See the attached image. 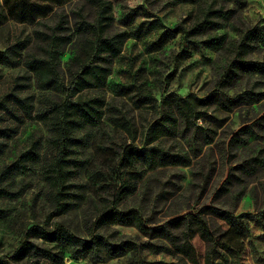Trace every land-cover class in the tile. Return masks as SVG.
Here are the masks:
<instances>
[{"label": "rangeland", "instance_id": "1", "mask_svg": "<svg viewBox=\"0 0 264 264\" xmlns=\"http://www.w3.org/2000/svg\"><path fill=\"white\" fill-rule=\"evenodd\" d=\"M31 1V0H29ZM113 21L110 32L126 31L122 50L110 63L111 71L105 86L82 91L83 97L100 96L104 99L103 117L96 126L79 131L85 144L74 155L85 160L77 168L71 180L85 184L79 190L81 197L60 215L47 220L54 207L51 187L40 175L41 166L54 155L48 144L52 135L50 127L36 117L45 105V98H60L54 91L37 88L34 76L23 65L28 47L35 41L34 30L54 34H67L70 40L61 46L60 72L67 79V62L71 52L78 49L89 37L77 32L76 25L84 18L93 21L95 9L89 0H69L53 6L46 18L29 21L21 19V3L12 0L6 4L0 0V10L6 18L0 21V50L15 40H23L26 48L13 64L0 63V101L11 93L27 97L32 117H25L22 109L12 100L0 108V189L8 192L0 195V259L10 256L26 239L40 247L56 252L58 260L40 255H29L15 264H151L154 261H174L175 256L164 252L153 253L149 249L129 250L125 254L109 257L105 252L93 260L89 257L75 258L70 249L60 242H46L29 235V228L56 224L67 227L80 236H88L94 219L113 203V195L120 182L116 172L118 155L126 144L139 145L148 125L159 117L166 105L161 102L168 93L186 96L194 93L203 96L213 89L231 57L225 47L207 48L200 43L207 34L225 33L229 40L240 31L255 23L264 24V0H242L225 3L233 8L234 15L219 28L191 37L172 32L177 24L189 27L201 18V9L207 5L181 3L167 6L163 0H110ZM50 6L51 2H48ZM145 6L146 10L142 9ZM62 15L64 29L55 28ZM252 59L264 60V47L259 45L249 54ZM247 90L264 92V75L243 74L226 87L229 94ZM264 109V96L258 101H247L230 111L209 106L195 125L184 134L178 130L174 136H162L155 143L173 152H188L187 165H172L144 169L140 163L126 169L125 178L133 184V191L122 196L116 203L119 209H137L148 224L163 223L170 217L182 214L202 203H211L228 209L235 215L254 213L264 207V166L252 174L233 172L234 179L227 190L218 191L230 166H237L252 155L264 157V127L255 125L256 137L245 136V142L228 143L230 134L244 124L251 123ZM15 115L19 116L18 119ZM123 115L135 129L132 136L112 124L107 116ZM198 126L212 130V140L205 143ZM241 134V133H240ZM34 147L39 159L29 162L24 173L13 171L3 174V169L14 162L25 150ZM93 172L101 175L95 177ZM130 172V173H129ZM218 243L214 264H264V230L255 221H243L240 225H225L210 214L204 215ZM244 220V219H243ZM179 228L176 229L179 232ZM104 234L130 237L137 242L146 240L135 227L113 224L97 228ZM195 246L203 250L198 237Z\"/></svg>", "mask_w": 264, "mask_h": 264}, {"label": "trees", "instance_id": "2", "mask_svg": "<svg viewBox=\"0 0 264 264\" xmlns=\"http://www.w3.org/2000/svg\"><path fill=\"white\" fill-rule=\"evenodd\" d=\"M21 3V22L28 16L33 22L37 18H46L53 10V6H60L69 0H19ZM94 9L93 21L82 18L76 25V31L86 33L89 37L78 49L71 52L67 62V79L60 72L61 46L70 40L67 34L47 33L40 29L34 30L35 41L33 46L26 49L23 65L34 76L37 88L43 91H54L60 98H45V105L38 110L36 117L43 120L51 129L52 135L48 144L54 152L52 158L40 168V175L51 187V197L54 207L47 216V220L60 215L76 203L81 197L79 190L85 184H78L71 180L77 168L82 167L85 160L75 156L77 149L85 144V137L79 131L87 126H96L103 117L105 101L100 96L83 97L82 91L89 88L105 86L111 68L110 63L119 55L123 43L128 37L126 31L110 32L113 21L110 0H89ZM167 6L181 3L197 4L207 3L201 9V18L189 27L182 24L175 25L172 32H181L191 37L204 34L212 28H219L231 18L235 10L225 7V3H239L242 0H163ZM12 0H5L10 4ZM51 2L50 6L47 4ZM142 9L146 10L145 6ZM6 18L4 9L0 10V21ZM55 28L64 29L62 15L59 16ZM239 35L229 40L225 33L207 34L200 43L207 48L230 49L222 74L216 81L213 89L203 96L189 93L181 96L168 93L161 102L166 108L161 110L159 117L154 119L144 132L143 140L139 145L126 144L118 155L116 172L120 186L113 195V203L102 211L93 221L89 235L84 237L70 231L67 227L56 224L52 228L44 225H34L29 228V235L38 237L46 242H60L70 249L71 256L75 258L89 257L96 260L105 252L109 257L125 254L129 250L141 251L149 249L153 253L164 252L175 256L174 261H154L151 264H214V255L217 252V241L211 230L205 214L217 217L225 225H240L243 221H255L264 230V207L254 213H241L235 215L232 211L217 207L211 203H202L193 209L170 217L163 223L148 224L140 212L135 208L119 209L116 203L123 195L133 191V184L125 178L126 169L134 167L137 163L144 169L152 170L167 164L187 165L191 156L188 152H173L156 144L155 141L162 136H174L178 130L185 132L206 113L209 106L230 111L247 101H258L264 92L247 90L237 94L226 92L228 84L243 74L264 75V60L252 59L249 54L261 45L264 47V24L255 23L251 28L238 32ZM26 48L23 40H15L6 49L0 50V63L11 65ZM12 100L23 111L25 117H32L31 105L27 97L11 93L0 101V108L6 107V100ZM18 119L19 116L15 115ZM114 125L121 127L134 138L135 129L132 122L123 115L107 116ZM21 120V119H20ZM255 125L264 127V109L248 124L242 125L237 132L230 134L228 143L245 142L247 137H256ZM205 143L212 140V130L198 126ZM1 132V130H0ZM241 133V134H240ZM39 159V153L31 147L22 152L19 157L3 169V174L13 171L24 173L30 166L29 162ZM264 166V157L252 155L242 160L237 166H230L223 177L218 191L227 190L234 179H240L233 170L240 169L243 174H252L259 167ZM95 177L101 175L93 172ZM130 173V172H129ZM8 192L0 189V195ZM4 210L0 209V215ZM244 219V220H243ZM120 224L135 227L146 240H136L119 236L114 237L96 231L97 228ZM180 229L179 232L176 229ZM198 237L203 250L193 243ZM29 255H40L51 260L61 257L50 248L40 247L33 241L26 239L14 251L10 259H0V264H15L16 261Z\"/></svg>", "mask_w": 264, "mask_h": 264}]
</instances>
